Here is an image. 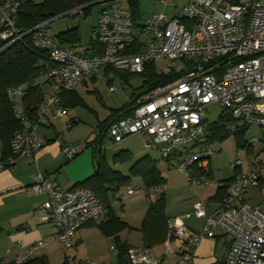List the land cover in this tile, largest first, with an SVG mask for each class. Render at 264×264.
<instances>
[{
	"label": "built area",
	"instance_id": "built-area-1",
	"mask_svg": "<svg viewBox=\"0 0 264 264\" xmlns=\"http://www.w3.org/2000/svg\"><path fill=\"white\" fill-rule=\"evenodd\" d=\"M27 1L0 0V52L27 36L32 47L48 53L46 74L57 81L61 91L73 90L88 73H97L106 66L137 74L145 70L149 61L164 59L174 71L175 64L182 60L184 69L178 77L142 92L127 115L108 123L106 132L114 143L131 134L148 132L150 143L145 146L154 145L161 158L183 173L189 184L204 185L210 182L206 174L215 153L205 139V112L210 104H219L237 123L259 125L264 134V0H189L174 16L152 13L138 24L120 0H103L110 2L99 9L96 44L87 53L60 45L47 29L50 20L72 13L76 7L23 30L16 25V19L19 8ZM162 2L172 4V0ZM103 80L114 91L115 85L109 83L108 77L103 76ZM25 93L22 84L7 91L20 128L10 140V154L0 158V168L14 164L19 155L35 160L45 142L36 134V128L48 122L47 113L53 117L66 114L61 98L54 92L46 97L35 117H30L24 107ZM71 125L67 121V128ZM252 141L247 142L246 149H251ZM62 151L67 159L75 155L68 145L62 146ZM244 162L246 168L239 171L243 162L233 161V178L214 213H205L206 200L195 202L193 213L204 218L201 230L191 232L180 217L169 220L166 251L167 256L175 249L179 251L175 264H194L195 247L213 237L214 229L219 227L230 237L223 264H264V210L251 205L245 197L250 188L259 186L264 164L248 153ZM27 189L47 196L41 205L46 211L43 219L54 224L57 240L65 250L73 246L78 228L88 222L100 225L108 215V206L84 186L66 189L55 178L36 173ZM139 190V186L127 185L125 195ZM154 191L164 192V185L155 186ZM114 197L119 200L124 195L116 193ZM48 241L49 237L36 240L12 260L25 264ZM127 253L123 264H163L165 259L147 245L131 247ZM12 260L0 258V264ZM65 264L96 263L66 256Z\"/></svg>",
	"mask_w": 264,
	"mask_h": 264
},
{
	"label": "crops",
	"instance_id": "crops-1",
	"mask_svg": "<svg viewBox=\"0 0 264 264\" xmlns=\"http://www.w3.org/2000/svg\"><path fill=\"white\" fill-rule=\"evenodd\" d=\"M77 13H79V11ZM89 44L90 41L87 46ZM87 46L85 48H81L79 46L71 48L76 49L79 52H84V50L86 51ZM117 71L122 73L126 72L114 67L106 66L100 68L99 72L97 73H88V75L84 76L77 83V86L81 84L84 85L85 88H88V83H94L98 76H100L102 80L103 76L108 77L109 83L113 85L112 82L116 78L122 81ZM43 81L40 84L45 85L48 88L47 92L44 94V98L48 97L46 95H51L54 92L59 91L60 86L56 80H48L45 76ZM77 86L74 88L73 93L82 99L84 105L75 104L76 101H73L71 97H68L64 102L66 103V114L63 117H53L52 114L47 113L48 122L46 124L39 125L36 128V134L44 138L45 142L41 149L37 152L35 160H30L22 155H19V157L14 160V164L0 168V241H3L9 245L7 249H9L10 253L7 255L11 254V256H7L3 259L12 260V258H14L16 255L24 254V252L30 247L29 245L36 242V240L56 234H48V226H52L53 223L49 220L43 219L46 211L41 207V205L46 200L47 196H45L43 193H32L27 189L33 183L35 174L40 173L44 178L47 179L55 178L56 182L60 183V185L66 189H70V187H74L76 184H81L83 180L92 176L96 171L98 151H100L101 154L105 156L104 149L102 148L104 136L100 137L97 141H94V137H91L92 132H97L106 118H109V121H111L115 119V117H120L125 113V110H123L113 115L116 109L121 108L126 103L119 107L110 108L107 116H105L102 120L99 119L97 117L96 111H94L92 108H89L87 102L83 97H81V94L77 90ZM98 101L100 105H104V102L100 97ZM86 109L91 111L89 113H85ZM84 120L89 121L91 124H88ZM67 121H71L72 125L65 131ZM85 123L88 125L87 130L85 128ZM65 132L68 134V137ZM105 134L106 133H104V135ZM251 139H253L251 149L250 147L246 149V146H242L244 149V155L247 153L250 155L253 154L259 161L262 162V164H264V158L261 157L258 152L259 150L256 149L258 145H254V143H260L262 144L260 147L264 149V137H252ZM149 141V133L140 132L128 135V137L116 143L112 141V143L115 145L120 144L122 150L130 152V155H132L131 160L135 161L139 158H142L144 155H150L148 151L153 149L155 146H145V143H150ZM67 145L71 146L75 151V155L72 157V159H67L62 151V146ZM210 146L212 148V144H210ZM212 150L216 152L213 148ZM214 155L215 153L211 156L209 161V170L206 174L208 178L212 180V182H209L208 184L191 185L188 183L186 177L181 174V172L179 176H177L179 179L173 180L169 177V175H165L160 170L163 178H165L164 197L166 206L164 212L167 216V224L172 218L180 217L183 219L185 225L191 232L199 231L203 227L204 218L198 217L195 213H193L195 202L197 200H206L205 213L207 214L214 213V211L221 204L226 194V183H228L229 179L233 178L234 174L232 171L230 176L227 178L215 179L212 172V157H214ZM165 162L166 166L172 167V165H170L167 160ZM113 165L116 164L111 163L112 168ZM128 173L125 175H128ZM261 173L259 186H253L250 188L246 192L245 197L249 200L251 205H256L261 210H264V170H262ZM132 182L133 181L131 180L130 184H132ZM94 184L95 182L93 180L86 183L88 186H94ZM139 185L140 184H138V186ZM122 186L123 185L117 187V185L114 184L106 185L105 189L107 188V198L111 205V215L121 219L127 225H131V220L133 221L134 218L137 217L135 215L136 206L134 207L133 202L139 201L138 204H140V212L138 214L141 216L139 218H143L145 211L152 200L147 199V197H144L143 194L137 196H132L134 195L132 194L129 205L126 207L129 210H133L134 215H132V217H126L121 213L116 214L114 210L116 205H121V210L126 212L125 205L120 203L124 197H121L119 200H115L114 196L116 193H120L126 196V198L130 197V195H125V190H120ZM145 191L147 192L146 195L148 194L147 196L152 194L153 197H156L157 195V191H154V188L145 189ZM108 219L109 218L107 216L104 222L108 221ZM53 228L55 229V227ZM76 232L77 234L73 240V245L83 241L86 231L85 229L79 228ZM214 232L215 234L213 237H207L203 239L195 247L196 252L195 258L193 260L194 264L224 263L223 259L230 243V237L224 233L220 227L215 228ZM117 236L119 241L123 240L122 236L120 237V234ZM108 240L112 242V237H109ZM115 247L116 244L113 245V250ZM218 250L221 251L220 259L216 258ZM65 251L66 256H68L67 250ZM175 251L176 252L172 253L171 255L175 258V260H177L179 257V251H177V249H175ZM73 258L76 259V256L73 255ZM29 260H37L48 264V258L44 254H34L29 258Z\"/></svg>",
	"mask_w": 264,
	"mask_h": 264
},
{
	"label": "trees",
	"instance_id": "trees-1",
	"mask_svg": "<svg viewBox=\"0 0 264 264\" xmlns=\"http://www.w3.org/2000/svg\"><path fill=\"white\" fill-rule=\"evenodd\" d=\"M88 1L91 0H28L18 10L16 19V25L21 29H29L37 25L41 21L48 20L50 17L61 15L73 7H80V11L83 14L89 13ZM127 8H129L132 16V20L138 24L141 20L139 0H126ZM60 45L68 47H77L80 44V35L78 33V27H70L62 32H58L54 37ZM30 39L26 36L23 41H16L13 44L5 47L0 52V158L4 159L10 154L9 143L15 132L20 128L18 120L15 119L10 101L7 99V91L9 87L17 84H22L26 87V93L24 95V107L25 111L30 117H35L41 104L45 101L44 92L40 86L43 78L46 76L47 67L50 65L48 53L41 48H34L29 44ZM96 44L95 38L90 41L85 53L88 50H93ZM145 70L138 73L141 77V85L137 88H133L130 93V98L124 106L115 110L114 114L125 110L122 116L127 115L131 111V105L135 99L144 91H148L151 88L162 85L164 83L173 81L178 77L181 72H174L170 74L158 73L155 67L154 61H149L145 65ZM119 77L123 82L128 83V79L133 75L129 72H118ZM39 78L42 80L40 82ZM36 82V85L32 86L31 83ZM44 82V81H43ZM74 89L71 91H59L57 92L61 98V105L66 109V98L71 97L75 104L84 105L82 99L75 95ZM218 120L212 124H206L205 139L210 144L214 142V139L220 141L226 139V136L232 132L237 138L240 133H245V130L250 126L246 124L237 123L232 118L231 113L223 111L220 113ZM121 117V116H120ZM111 118V117H110ZM109 118H106L100 129L96 132L94 141H97L100 137L107 133V125ZM235 126V130L232 131V127ZM239 141V140H238ZM248 141L239 142L238 146H247ZM111 163L113 164H125L130 162L132 155L126 150H118L117 153L112 155ZM98 160L96 163V171L92 176L86 178L81 184H76L74 187H86L101 199V201L108 206V221L103 222L99 226L107 230V232L114 234L117 232L116 227L126 225L121 219L111 215V205L107 198L106 185H129L131 178L137 177L141 180L145 189H152L158 185L165 184V178H163L159 167L157 166V159H153L150 155H144L133 161L129 167L128 175L122 173L119 169L112 168L106 158L98 151ZM93 180L94 186H88L86 183ZM229 179L226 183V187L229 185ZM165 197L164 192L157 193L153 201L148 206L145 217L142 221V230L144 231V246H150L158 242H163L167 233V216L165 215ZM115 230H114V229ZM117 254L119 255V264H123L126 261L127 252L130 247L125 242H120L118 236H114ZM40 261L28 260L25 264H37ZM5 264H16L13 260L6 262ZM215 264H222L215 263Z\"/></svg>",
	"mask_w": 264,
	"mask_h": 264
},
{
	"label": "rangeland",
	"instance_id": "rangeland-1",
	"mask_svg": "<svg viewBox=\"0 0 264 264\" xmlns=\"http://www.w3.org/2000/svg\"><path fill=\"white\" fill-rule=\"evenodd\" d=\"M38 1V0H34ZM189 0H172V4L166 5L162 2V0H139V8H140V15L141 19H145L148 16H150L152 13H165L169 17L176 15L180 9L183 7L184 4H186ZM245 0H243L244 2ZM110 2V1H109ZM109 2H99L96 0L88 1L89 6V13L83 14L80 9L78 10V7L73 9L72 13L68 14H62L60 17L54 18L49 21L47 24V29L52 37H55V34L58 32H62V30H65L70 27L77 26L78 27V33L80 35V44L79 47L85 48L89 41L93 40L94 38V27L97 25L98 15H99V9L103 5H107ZM120 3L123 6H127L126 0H120ZM79 13H77L78 11ZM155 67L157 68L158 73L163 74H170L174 72H180L182 69H184V64L182 60H179L177 64H175L174 71L171 67H169V62H167L164 59L156 60L154 61ZM42 79L39 78L40 82ZM128 83L122 82L120 79L116 78L113 80V84L115 85L114 92L109 91V87L107 83H105L100 76L96 79L94 83L89 82L88 88H85L84 85L79 84L77 86L78 92L81 94V97L84 98V100L87 102L89 108H92L94 111H96L97 117L99 119H103L110 111V108L119 107L122 106L126 101L128 100L130 96L131 90L133 88H137L139 85H141V77L139 74H133L127 81ZM42 87L43 92H47L48 88L45 85L40 84ZM49 96V95H46ZM99 97L103 100L104 105H100L98 99ZM222 107L219 104L212 103L207 107V110L205 112L206 115V123L212 124L213 122L217 121L220 113L222 112ZM91 111V110H90ZM88 109L85 110V113L90 112ZM92 119V114H91ZM90 119V120H91ZM88 124H91L89 121L84 120ZM86 130L88 129V125L85 123ZM67 130V123H66V129ZM66 133V132H65ZM67 134V133H66ZM96 132L93 131L91 134V137H95ZM68 137V134H67ZM252 137L261 138L264 137V134H262V129L257 124H250V126L245 130V133H240L239 138H237L232 132L226 136V139L220 141L219 139H214V142L210 143L212 144V148L216 151L214 157H212L213 160V166H212V172L213 175L216 178H227L230 176L231 172L233 171V161L236 159L241 160L243 163L237 170H244L246 168V162H244V149L242 146H239L238 143L243 142L245 140L250 141ZM239 140V141H238ZM104 149V157L111 162L112 155L114 153H117L118 150H121L120 144H113L112 140L109 136V133H106L104 135V140L102 142ZM260 144V143H259ZM258 143H254L256 149H258L259 154L262 158H264V149H262ZM255 149V150H256ZM246 150V149H245ZM255 152V151H254ZM148 153L150 156L154 159H157V166H159L160 170L165 174L169 175L170 178L173 180L179 179L177 176H179L180 171L178 172L175 168L166 166V162L161 158V155L158 153V150L154 147L153 149L149 150ZM253 154H249V156H252ZM134 160H131L130 163L125 164H116L113 165V168L121 170L124 174L128 173V167ZM183 174V173H181ZM184 175V174H183ZM133 185H136L140 187L139 193H134L132 196L142 195L144 197H147L149 200H154L155 197H153L152 194L150 196L146 195L145 188L142 185V182L139 178H132ZM212 180H210V183ZM131 185V184H129ZM126 186H122L120 190H125ZM145 191V192H144ZM126 198H122L120 203H123L126 206L129 205L131 196ZM139 201L133 202L134 207L136 206V212L135 215L137 216L134 218V220H131V225H124L121 227H116L117 232L114 234L108 233L105 228L103 229L99 225H95L93 222H88L80 227V229H85V234L83 237V241L77 243L76 245L71 246L67 250V255L73 258V255L76 256L77 260L86 261L90 260L93 261L96 264H119V255L117 254V251L113 250V245L115 244L114 236L119 235L122 236V239L120 242H126V244L131 248L133 246H143L145 244V239L143 237L144 231L142 230V221L143 218H139V212L140 207L138 204ZM121 205H116L114 207L115 213L122 215H125L126 217H132L134 215L133 210H129L126 207V212L121 210ZM146 213V211H145ZM145 215V214H144ZM50 223V222H49ZM51 224V223H50ZM52 226H48L49 232L48 234H54L56 231ZM79 229V228H78ZM77 229V230H78ZM114 229V228H113ZM115 230V229H114ZM47 234V235H48ZM55 235L49 236L50 240L45 248L36 249V251L33 252L34 254H44L48 258V264H65L66 260V251L64 245H62L58 240L57 237L55 239ZM109 237H112V243L110 240H108ZM9 247L7 243L0 241V258H5L7 256H11L6 254V249ZM152 251L157 255H162L165 260L163 261V264H175V258L172 255L167 256L166 251V239L163 242H158L156 244L150 245ZM221 251L218 250L216 254V258L220 259Z\"/></svg>",
	"mask_w": 264,
	"mask_h": 264
},
{
	"label": "water",
	"instance_id": "water-1",
	"mask_svg": "<svg viewBox=\"0 0 264 264\" xmlns=\"http://www.w3.org/2000/svg\"><path fill=\"white\" fill-rule=\"evenodd\" d=\"M97 1L101 2V1H103V0H97Z\"/></svg>",
	"mask_w": 264,
	"mask_h": 264
}]
</instances>
